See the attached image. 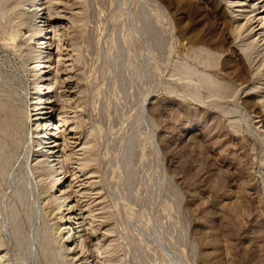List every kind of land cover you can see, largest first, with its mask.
<instances>
[{"label":"rangeland","instance_id":"rangeland-1","mask_svg":"<svg viewBox=\"0 0 264 264\" xmlns=\"http://www.w3.org/2000/svg\"><path fill=\"white\" fill-rule=\"evenodd\" d=\"M37 3L0 0V264H264V0ZM40 13L57 168L32 121Z\"/></svg>","mask_w":264,"mask_h":264},{"label":"bare ground","instance_id":"bare-ground-1","mask_svg":"<svg viewBox=\"0 0 264 264\" xmlns=\"http://www.w3.org/2000/svg\"><path fill=\"white\" fill-rule=\"evenodd\" d=\"M39 1L42 2L43 0H34L35 4L36 5L38 4V6H37L38 8L41 6L40 3H37ZM253 7L256 9L257 5L254 4ZM30 10H32V9H30ZM38 15L41 18L39 19V16H37L34 33H35V35H37L40 38H38L39 41H38L37 50H36L38 56H37V61H36V69H35V73H34V83H35L34 101L35 102L33 104L34 107L31 110L33 112L32 121L34 122V127H36V132L39 129L41 130V131H39L38 141H37L38 150L40 151V150H43L44 148H46L47 151L43 155L47 158L46 164H48V166L51 168H57V166L59 164L58 161L60 160V154L59 153L61 152V150H58L57 148H55L57 146H50V144H49V143H52L50 140L53 137L52 129H51L52 128L51 122L53 120V115H51V112L53 110L51 108H54L55 103H56L55 95H54L55 91H56V87H55L54 81L52 79H49V77H48L49 73H50L49 68L51 66V64H50V62H51V51L49 50L51 48L50 47L51 37L49 36V32L47 30V23H46L47 19L45 18V16L42 15V13H40ZM261 19H262L261 21H264V16ZM256 34H258V33H256ZM259 34H261V33H259ZM259 37L261 38V36H259ZM243 49L246 50L245 47ZM246 54H247V56H249V53H246ZM8 115H9V113H8ZM13 117H14V115H13ZM59 169L61 170V176L59 178V181L62 182L61 183L62 187L60 189H57L58 192H54L52 194V200H50V201L52 203H56L57 207L56 206L55 207L59 210L60 219L61 220L66 219V222L60 223V229H61L60 236H61V243H62L63 249L67 250L69 254H73L74 250H76L75 255L80 256L82 254V252L84 253V249H86V248L81 243V241L78 239V237H76L75 234H76V230L81 228L83 226V224L81 223L82 222L81 219L76 214L77 211L74 210L75 204H71L69 202L70 196L67 195L66 189L63 188V186H65L66 181H67V170L64 169V167H62V166H60ZM63 178H66V179L64 181H62ZM53 186H56V184H54ZM72 219H74L76 222L67 223V222L71 221ZM58 234H56V235H58ZM92 250H93V248H92ZM94 250H95V248H94ZM91 254H92L91 256H93V253H91ZM96 261H97V259H96ZM84 264H90V263L85 262ZM92 264H97V263L95 262V260H93Z\"/></svg>","mask_w":264,"mask_h":264}]
</instances>
